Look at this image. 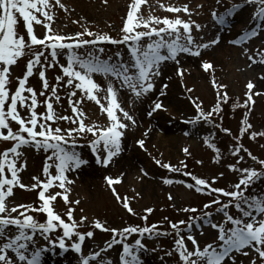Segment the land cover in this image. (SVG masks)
Instances as JSON below:
<instances>
[{"label": "snow or ice", "instance_id": "6c2138e0", "mask_svg": "<svg viewBox=\"0 0 264 264\" xmlns=\"http://www.w3.org/2000/svg\"><path fill=\"white\" fill-rule=\"evenodd\" d=\"M106 3L107 0H104ZM59 8L67 11V7L61 0H55ZM144 0H131L126 10V17L120 29L119 38H114L107 33L94 32L85 27L83 31L66 34L56 31L52 27L54 13L53 5L50 0H0V140L12 141L10 147L0 151V264H41V257L46 248L37 245L34 236L39 234L55 248L57 245L62 251H68L65 238L69 240L76 237L70 248L75 253L82 252V242L87 238H92L94 232L78 231L77 221L73 218V209L68 208L66 215L69 222H65L61 215L54 211L53 201L62 193L45 192L53 186V182H58V186L68 189L66 184L72 183L67 172L73 171L87 163L82 159L79 152L75 151L79 142L78 138H83L86 134H91L88 140L91 151L96 156V163L108 166L110 160L122 151V137L124 130L137 123L133 114H130V107L135 100L146 96L153 88V78L160 75V66L165 61H176L181 53L199 56L201 49L218 44L220 37L216 36L206 42L193 34V26L198 33L203 25L191 19V11L188 4L168 5L166 10L172 13L183 12L188 15V19H182L179 15L174 18L158 17L154 15L145 16L140 12V6ZM245 4L256 5L255 16L259 21H264V0H243ZM218 6L211 10V18L218 25H226L228 17L233 14L235 8L241 7L240 4H232L230 7L225 5V0H215ZM162 8L165 5H161ZM202 7L201 4L196 5ZM224 8V11H219ZM18 18L23 20V28L26 32L22 34L17 27ZM83 19V18H81ZM34 24L43 25L44 33L38 36L34 30ZM256 31L244 33L235 43L239 44L255 36ZM88 37V38H85ZM102 43L126 45L130 54V62L122 59L120 51L115 52L117 58L113 61L111 56H104L105 49L99 45ZM38 46V47H37ZM249 49L244 48L248 53ZM28 56L23 77H16L17 84L12 90L9 86L13 78L12 66L17 64L18 58ZM60 57H64L65 62H61ZM259 58V63L264 64V50H260L254 55H249L248 59L253 63ZM58 66L60 75H56L55 82L49 84L46 77V69ZM202 68L208 71L213 68L209 61L202 62ZM38 75L41 82L39 93L28 84V78L33 73ZM182 75V72L180 73ZM94 75L103 76L105 84L102 86L93 77ZM264 79V77H261ZM213 84H216L213 79ZM219 88L226 87L218 85ZM247 99L244 106L251 111L250 104L254 103L253 96L260 92H253L254 84L247 83ZM125 89L130 93L127 104L121 101L119 90ZM60 90L67 97V104L71 108V115H65L60 110L61 103ZM189 92L192 89H188ZM79 93V95H78ZM38 95L44 97L38 100ZM87 99L99 105V110L106 113L107 124L101 126L95 123H85V111L81 107L83 101ZM228 94L217 91V103L210 111L205 112L199 103H195L197 114L190 124L196 125L203 121L216 126V121L211 119L213 114L219 116L221 104L226 103ZM43 105V111H37L38 105ZM54 104L56 107H54ZM163 107L162 103H154L152 112ZM23 110V114H22ZM247 112L242 120L243 127L241 135L248 132L253 126L247 120ZM13 122L19 127L14 130ZM63 122V123H60ZM72 125V126H69ZM225 133H230V129L223 128ZM187 134V133H186ZM251 139L264 137V132H248ZM237 140L240 137H236ZM204 143L216 153L215 159H220V149L205 137ZM137 144L144 147V141L138 140ZM102 146V151H101ZM24 147H32L35 150H43L47 153V160L42 171L46 179L32 177L36 183L25 185L21 182L18 173L25 167L21 161L19 167L17 161L20 160ZM183 151L189 154L188 148ZM245 152L253 161H256L260 168L238 167L236 164H229L230 170L239 173L238 180L232 185L231 190L223 187H213L216 177L211 181L197 177L190 172H183V175L190 176L194 181L188 183V188H195L197 192L207 191L209 195H215L211 200L203 204L199 209V215L189 217L188 221L180 220L177 222L168 221L170 229L175 232L174 251L182 264H228L234 262L235 252L245 249L258 254L260 264H264V195L246 194L249 186L261 177H264V159H258L243 144L236 146L232 155L243 160L240 155ZM161 165L160 160L155 161ZM180 167H175L169 163L161 166L171 172L180 173L187 167L183 161ZM199 163V161H198ZM55 169L53 175L49 169ZM7 171V175H6ZM147 175V173H144ZM223 175V173H221ZM111 191L118 201H122L123 207L133 215H136L133 208L129 205L128 197H121L114 187V183H119L120 178L105 177ZM172 179H165V184H172ZM184 183L183 181H179ZM20 188H40L38 192L39 207L26 205L23 203H12L6 200L13 196L14 186ZM243 186V187H242ZM221 197L228 199L222 202ZM169 200H172L169 194ZM65 203L68 202L67 195H63ZM74 203H79L75 201ZM216 212L223 213V223L211 221L213 215L212 206ZM235 208L239 215L230 214L229 208ZM19 210V211H18ZM184 212L197 213L195 207L181 209ZM152 213L151 207L144 210ZM30 212L46 214L45 221H38ZM16 213V215H12ZM259 214V215H257ZM142 219L147 221V216ZM168 220L167 217L164 218ZM87 220V217H80V223ZM203 220L210 224L211 228L217 230L216 240L204 245L202 248L198 244L196 237L188 234L186 237L181 234V225L191 229L193 221ZM95 229L111 232L110 242H106V248L112 249L114 245H122V252L119 255L120 264H141L138 255L140 250H147L142 238H156L160 235H167V231H161L157 224L127 225L122 228H107L99 219L91 221ZM230 224V227L226 225ZM56 229H62V235L55 240L50 238L51 233ZM14 230V231H13ZM132 234H137L132 243L127 242ZM186 240L191 242L192 248L189 249ZM219 241L220 243H216ZM14 253L10 255L9 253ZM172 255L171 252L166 253ZM248 255L247 251H243ZM91 259L96 264H110V257L101 256L99 251L91 253ZM81 264H90L89 256L80 257ZM250 264H256L254 256Z\"/></svg>", "mask_w": 264, "mask_h": 264}, {"label": "rangeland", "instance_id": "374dc122", "mask_svg": "<svg viewBox=\"0 0 264 264\" xmlns=\"http://www.w3.org/2000/svg\"><path fill=\"white\" fill-rule=\"evenodd\" d=\"M50 3L53 5L52 27L54 30L71 34L83 31L87 27L94 32L107 33L114 38H119L131 0H107L106 3L104 0H61V3L66 5L67 11L59 8L55 0H50ZM185 3L192 10L191 19L203 25L198 33L193 26V34L201 42L219 36L218 44L201 49L199 56L181 53L177 56L178 63L170 60L161 64L160 75L153 78L154 88L131 105L130 114L134 115L137 123L124 130L122 151L110 160L108 166L96 163V156L88 144L91 134H86L82 139L78 138L79 142L75 151L79 152L81 158L87 163L66 173L72 181L65 185L68 189L66 193L64 189L59 188L58 182H53V186L45 194L62 193L51 202L54 211L60 214L65 222H69L66 212L68 208H72L73 218L78 224L77 230L81 232L92 230L94 235L92 238L86 237L82 242V252L77 254L70 248L71 243L76 240L75 236L71 240L65 238L68 251H62L58 245L53 248L44 237L36 234L34 239L37 245L47 249L41 257V264H58L59 262L81 264V256H89L90 264H96L91 259V253L96 251H99L106 259L110 257V264H120L119 255L122 252V245H114L112 249L104 251L106 242H110L112 234L109 231L95 229L91 221L96 219L104 223L107 228L157 224L161 231H167L168 234L152 239L142 238L147 250L138 252L141 264H182L174 251L176 235L170 229L168 221H188L189 217L199 215V209L203 207V204L217 195L215 193L209 195L207 191L197 192L195 188H188L186 185L194 184V181L190 176L183 175V172H190L209 181L212 177H216L212 184L213 187L231 190L240 174L230 170L229 164H236L238 167L260 168V165L245 152L240 153L244 157L243 160H239L232 153L236 146L243 144L258 159H264V137L251 139L248 134L251 131L264 132V79L261 78L264 77V64L259 63L258 57H255L256 63L248 59L250 54L255 56L256 52L264 50V21H259L258 26V18L255 16L256 5L245 4L243 0H225V5L228 7L232 4H240L241 7L233 10V14L228 17L227 24L223 26L216 24L211 18V10L218 7L215 0H144L140 6V12L145 16L151 14L174 18L179 15L182 19H188V15L183 12L172 13L166 10L168 5L178 6ZM162 4L165 5L164 8L161 7ZM197 4H201L202 7L197 8ZM219 11H224V8H219ZM17 27L22 34L26 35L22 18H18ZM34 30L38 36L44 33L42 24H34ZM251 31H256L257 34L250 36L244 42L235 43L244 33ZM99 46L105 49L104 56H111L113 61L117 59L115 52L120 51L123 54L122 59L130 62V54L126 45L102 43ZM244 48L249 49L248 53L244 52ZM28 58V56L20 57L17 64L12 66L14 68L13 78L9 85L12 90L17 84L15 78L23 77L25 74ZM59 59L62 63L65 62L64 57ZM203 61L211 62L213 68L205 71L201 66ZM60 74L58 66L46 69L49 84L54 83L55 76ZM93 78L102 86L105 84L103 76L94 75ZM213 79L216 81L215 85L212 82ZM249 81L254 84L252 91L260 92L259 95L253 96L254 103L249 105L251 111L244 106L248 91L246 86ZM28 84L39 93L41 82L35 71L28 78ZM218 85L226 87L218 89ZM188 89L192 91L189 92ZM218 90L221 93L226 92L228 100L221 104L222 110L219 116L213 114L211 117L216 121V126L203 121L197 122L196 125L190 124L189 121L193 120L197 114L193 101L199 103L205 112L210 111L217 103ZM60 94V110L65 115H71V108L67 104V97L63 90H60ZM130 95L125 89H120L118 98L127 104ZM43 99L44 97L38 95V100ZM157 101L161 102L163 107L148 116L147 113L152 111ZM54 107H56L55 104ZM81 107L85 111V123H95L101 126L107 124L106 113L101 112L99 105L95 102L85 99ZM43 110L44 106L38 105L37 111ZM246 112L248 113L247 120L253 127L241 135L242 120ZM18 127L13 122L14 130ZM223 128L230 129V133H225ZM205 137L220 149L219 160L215 159L216 153L213 149L204 143ZM236 137L240 139L237 140ZM141 139L144 141L143 148L137 144V141ZM12 143V141L0 140V151L10 147ZM184 148H188L190 155L183 151ZM21 151L23 155L17 161L18 167L21 161L25 164V167L18 173L21 182L25 185L36 183L32 179L34 176L41 180L46 179L42 169L45 163H51L47 160L48 154L42 149L35 150L32 147H24ZM156 160H160L161 165L169 163L175 167H180V162L183 161L187 167L180 173L171 172L156 164ZM49 171L55 174L54 167ZM145 172L147 175L144 174ZM108 176L114 179L120 178V182L114 183L111 187H114L121 197L129 198V205L136 215L130 214L123 207L122 201L115 198L105 179ZM165 179H172L174 182L165 184ZM39 190V187L36 189L20 188L17 185L13 188V196L6 200L10 201L9 207L12 203L39 207L42 203L38 200ZM169 194L172 200H169ZM246 194L264 195V177L257 179L249 186ZM63 195H67V203L64 202ZM226 199L228 198L221 197L222 202ZM75 201L79 203H74ZM149 207L153 209L150 214L144 211ZM188 207L197 208V213L181 210ZM215 208L216 205H213L212 209H209L213 211L211 221L223 223V213L216 212ZM229 212L234 216L239 215L238 211L231 206ZM28 214L33 215L38 221H45L46 214L44 213L30 212ZM82 216L87 217L83 224L80 223ZM143 216H147V221L142 219ZM165 217L168 220H165ZM180 227L181 234L185 237L189 233L194 235L201 248L216 240L217 230L211 228L210 224L204 223L203 220L193 221L191 229L184 225ZM49 235L55 240L57 236L62 235V229H56ZM136 238H138L137 234H132L127 242L132 243ZM216 243L220 242L216 241ZM186 244L191 250V242L186 240ZM243 251H247L248 255H244ZM243 251L235 252L234 262L229 261L228 264H250L254 256L256 264H260L257 253L247 249ZM168 252L172 255H167ZM9 254L14 256V253Z\"/></svg>", "mask_w": 264, "mask_h": 264}, {"label": "bare ground", "instance_id": "6f19581e", "mask_svg": "<svg viewBox=\"0 0 264 264\" xmlns=\"http://www.w3.org/2000/svg\"><path fill=\"white\" fill-rule=\"evenodd\" d=\"M58 264H62V262H59Z\"/></svg>", "mask_w": 264, "mask_h": 264}]
</instances>
